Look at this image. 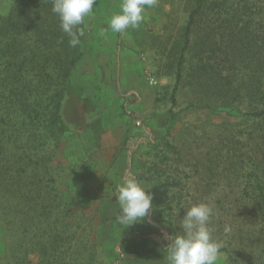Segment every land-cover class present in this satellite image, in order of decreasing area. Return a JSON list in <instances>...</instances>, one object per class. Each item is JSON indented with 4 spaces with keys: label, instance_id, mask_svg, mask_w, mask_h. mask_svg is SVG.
Instances as JSON below:
<instances>
[{
    "label": "rangeland",
    "instance_id": "rangeland-1",
    "mask_svg": "<svg viewBox=\"0 0 264 264\" xmlns=\"http://www.w3.org/2000/svg\"><path fill=\"white\" fill-rule=\"evenodd\" d=\"M14 1L0 0V13ZM122 2L96 0L85 19L86 54L65 88L60 145L34 146L31 129L17 120L0 128V138L5 130L14 141H6L8 159L29 169L25 177L0 173V264H168L184 213L202 202L214 207L210 227L222 244L216 264H264V229L253 204L222 187L224 160L217 186L202 182L212 176L204 171L208 160L238 146L233 139L254 124L225 127L236 119L203 105L226 96L212 94L193 67L173 105L194 0H155L138 27L113 33L108 22ZM3 157L0 148V171ZM38 157L42 168L31 162ZM132 177L153 207L143 223L126 228L117 219V187Z\"/></svg>",
    "mask_w": 264,
    "mask_h": 264
},
{
    "label": "trees",
    "instance_id": "trees-1",
    "mask_svg": "<svg viewBox=\"0 0 264 264\" xmlns=\"http://www.w3.org/2000/svg\"><path fill=\"white\" fill-rule=\"evenodd\" d=\"M194 3L180 49L173 105L189 67H193L195 76L206 78L202 85L208 84L212 94L226 96L203 105L217 107L236 119V124L229 121L225 127L254 124L253 131L242 130L233 139L238 146L227 145L222 158L218 154L208 160L204 171L212 176L202 182L205 188L216 187L214 177L224 160L222 187L240 198L239 202L252 203L264 229V20H255V16L264 17V0ZM52 7L53 0H15L7 15L0 13V128L17 120L31 129L29 138L42 149L60 145L65 132L61 115L65 88L83 61L88 42L85 20L79 26L80 43L70 46V37L62 31ZM198 100L190 106L197 107L201 104ZM242 106L247 110L237 116ZM5 133L3 130L0 138L5 163L0 173L25 177L29 169L18 167L20 163L6 156V141H14ZM43 158L31 162L42 168ZM44 168L49 172V167ZM226 198L230 200V195Z\"/></svg>",
    "mask_w": 264,
    "mask_h": 264
},
{
    "label": "clouds",
    "instance_id": "clouds-1",
    "mask_svg": "<svg viewBox=\"0 0 264 264\" xmlns=\"http://www.w3.org/2000/svg\"><path fill=\"white\" fill-rule=\"evenodd\" d=\"M95 4L96 0H53L52 11L59 17L62 31L70 37V46L80 43L79 26L93 14ZM154 4L155 0H123L121 11L111 17L108 29L123 34L138 27L146 7ZM116 199L121 209L118 222L126 228L143 223L151 214L153 196L134 177L118 185ZM213 215L214 207L203 202L193 204L184 213L182 234L171 237L166 251L168 264H216L222 244L213 237Z\"/></svg>",
    "mask_w": 264,
    "mask_h": 264
}]
</instances>
